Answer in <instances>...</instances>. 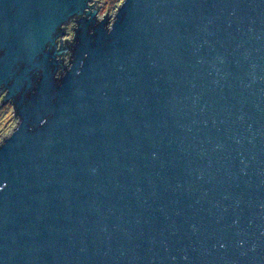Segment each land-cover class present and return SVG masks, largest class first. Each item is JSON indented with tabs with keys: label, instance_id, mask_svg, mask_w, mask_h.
Instances as JSON below:
<instances>
[{
	"label": "water",
	"instance_id": "95a60500",
	"mask_svg": "<svg viewBox=\"0 0 264 264\" xmlns=\"http://www.w3.org/2000/svg\"><path fill=\"white\" fill-rule=\"evenodd\" d=\"M91 2L0 0V264H264V0Z\"/></svg>",
	"mask_w": 264,
	"mask_h": 264
},
{
	"label": "rangeland",
	"instance_id": "374dc122",
	"mask_svg": "<svg viewBox=\"0 0 264 264\" xmlns=\"http://www.w3.org/2000/svg\"><path fill=\"white\" fill-rule=\"evenodd\" d=\"M102 1L99 7H101L98 16L102 17L107 12V15L112 18L114 12L116 11L119 3L121 0H99ZM73 25V23H72ZM71 22L66 25V30L69 34H64L63 36L67 35L68 38L73 36ZM62 36V37H63ZM68 56H65L64 62L67 61ZM17 118L15 117L12 109V104L6 102V104H0V142L4 139V136L8 135L13 127L16 126Z\"/></svg>",
	"mask_w": 264,
	"mask_h": 264
},
{
	"label": "flooded vegetation",
	"instance_id": "af4514ba",
	"mask_svg": "<svg viewBox=\"0 0 264 264\" xmlns=\"http://www.w3.org/2000/svg\"><path fill=\"white\" fill-rule=\"evenodd\" d=\"M93 2H91L93 5H94V9H97V17H100V16H98V14H99V12H100V9H101V7H99V5L97 4L98 3V0H92ZM72 23H73V25H72ZM71 25H72V27L70 28V30H72V33L74 32V26L76 25V18L75 17H72V20H71ZM66 27V26H65ZM65 30H66V28H65ZM64 34H69V32L66 30V32L64 33ZM73 37H74V33H73V36L71 37V38H68V36L67 35H65V36H63L62 37V41H64V43L65 44H72L74 41H73ZM65 56H68V58H67V60L69 61V58H70V54L69 53H67ZM58 58H60V57H58ZM64 59H65V57H64ZM68 61H66L65 63H64V60H63V63L64 64H67L68 63ZM2 98V95H0V99ZM10 103V102H9ZM12 130V129H11Z\"/></svg>",
	"mask_w": 264,
	"mask_h": 264
},
{
	"label": "clouds",
	"instance_id": "9594fccd",
	"mask_svg": "<svg viewBox=\"0 0 264 264\" xmlns=\"http://www.w3.org/2000/svg\"><path fill=\"white\" fill-rule=\"evenodd\" d=\"M13 128H14V127H13ZM13 128H12V130H13ZM12 130H11V131H12ZM11 131H10V132H11ZM10 132H9V133H10Z\"/></svg>",
	"mask_w": 264,
	"mask_h": 264
}]
</instances>
